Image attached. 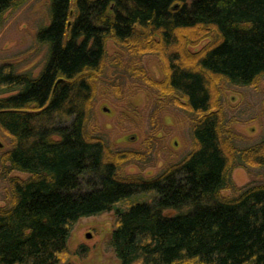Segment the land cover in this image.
Wrapping results in <instances>:
<instances>
[{"label":"trees","instance_id":"1","mask_svg":"<svg viewBox=\"0 0 264 264\" xmlns=\"http://www.w3.org/2000/svg\"><path fill=\"white\" fill-rule=\"evenodd\" d=\"M27 1L0 0V24ZM48 1L42 71L0 65V264H67L74 225L108 212L119 264H264V136L236 147L219 90L264 78V0ZM110 40L121 55L108 57ZM109 68L191 120V151L153 177L125 175L135 154L89 130ZM235 168L261 178L237 187Z\"/></svg>","mask_w":264,"mask_h":264},{"label":"rangeland","instance_id":"2","mask_svg":"<svg viewBox=\"0 0 264 264\" xmlns=\"http://www.w3.org/2000/svg\"><path fill=\"white\" fill-rule=\"evenodd\" d=\"M48 5V0H28L4 14L0 24V65L12 64L18 73H30L33 77L42 71L46 49L37 45L35 36L42 26L50 23ZM204 46L202 43L196 50ZM106 51L109 58L121 55L111 40L107 42ZM142 64L154 80H162L156 57L146 56ZM219 90L228 129L238 136L236 147L259 143L264 136V78L252 87L222 82ZM166 101L153 96L142 80L128 77L117 69L109 68L100 78L89 130L108 140L113 148L135 154L123 169L125 175L153 177L191 151V120ZM0 144L1 153L8 148V140L1 133ZM261 174L258 170L235 168L231 177L235 185L241 187L251 182L253 176L260 179ZM10 176L28 177L18 172ZM223 195L231 193L225 191ZM9 199L7 182L0 181V207L8 205ZM114 228L113 212L80 219L67 241L70 255L67 264H119L112 247Z\"/></svg>","mask_w":264,"mask_h":264},{"label":"water","instance_id":"3","mask_svg":"<svg viewBox=\"0 0 264 264\" xmlns=\"http://www.w3.org/2000/svg\"><path fill=\"white\" fill-rule=\"evenodd\" d=\"M104 110H105V109H104ZM106 110L108 111V109H106ZM106 110H105V111H106ZM0 147H2L1 144H0ZM86 238L89 239V238H90V235H87Z\"/></svg>","mask_w":264,"mask_h":264}]
</instances>
